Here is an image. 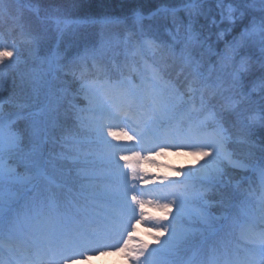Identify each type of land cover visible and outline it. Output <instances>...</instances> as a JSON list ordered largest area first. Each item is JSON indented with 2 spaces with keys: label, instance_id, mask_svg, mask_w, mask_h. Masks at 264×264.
<instances>
[{
  "label": "snow or ice",
  "instance_id": "1",
  "mask_svg": "<svg viewBox=\"0 0 264 264\" xmlns=\"http://www.w3.org/2000/svg\"><path fill=\"white\" fill-rule=\"evenodd\" d=\"M13 2L41 25L50 19L40 0H0V22H11L0 33V264H76L125 250L131 264H264V141L253 139L264 129V0H161L147 16L136 8L133 32L107 61L93 54L91 79L58 55L10 77L27 63L10 37L30 36ZM145 20L155 21L154 38ZM257 90L260 114L242 121ZM234 121L247 129L239 140ZM238 143L251 149L243 158L229 150ZM172 149L207 159L180 169L182 178L140 167ZM246 171L258 173L259 194ZM146 204L163 216H149ZM137 221L153 224L155 245L137 237L130 248Z\"/></svg>",
  "mask_w": 264,
  "mask_h": 264
},
{
  "label": "trees",
  "instance_id": "2",
  "mask_svg": "<svg viewBox=\"0 0 264 264\" xmlns=\"http://www.w3.org/2000/svg\"><path fill=\"white\" fill-rule=\"evenodd\" d=\"M25 1L26 3L37 2V0ZM160 5L161 0H40V6L50 11V19L43 25L40 24L35 13L31 12L26 6L22 7L20 12L22 13V18L26 21V23L24 22L26 32L30 31L35 34V37L38 38L36 47L40 52L45 53V55L48 54L49 57H51L52 53L56 52V55L58 54L61 56L63 60L65 57L69 59L78 57L77 59H79L81 56L85 55V53L95 50L90 47L99 46L104 48V50L100 49V51L103 56V61L106 62L112 50L117 45L115 42L117 41L118 43L122 38L127 37L133 32V25L135 23L133 19V10L142 8L144 14L147 15L150 10ZM210 7L215 8V4L210 5ZM53 9L57 11H52ZM180 15L183 17L185 14L180 13ZM109 19H114L115 21L120 20V26L115 25L116 23H110V21H108ZM93 20L97 21L93 22ZM56 21H62V23L57 24ZM86 21L87 23H85ZM65 22H72L69 23L71 26L67 29H61V24ZM144 23L145 28L152 27L155 21L145 20ZM29 25H31V28H29ZM10 27L11 22H9L7 26L0 22V33L7 32ZM240 30L241 28L239 26L233 27L230 32L226 33L225 39L230 41L232 36L239 35ZM10 38L20 44L24 52V59L27 60L26 64L22 63L20 66L24 65L27 68L36 69L38 64L28 55L29 51L36 49V47L25 43V41L28 40L27 35H21L17 30L12 33ZM224 48L225 45L223 41H221L216 51L221 52ZM100 58L101 57L98 58L97 63L102 62ZM216 60L217 58L213 57V61L215 62ZM225 64L228 65V67L222 69L221 73L224 78L227 79V73L231 71V67L230 62L225 61ZM78 67L87 77H89L93 71V67H83L79 62ZM7 71L11 77L10 74H13V70L9 69ZM80 100L77 101L76 99L75 102L81 107L82 103ZM260 102L261 94L257 90L253 93L251 102L248 103V107L250 108L247 109L245 113L242 110L244 115L241 118L244 120L253 115L259 116ZM238 124L241 125L240 122H238ZM233 125L237 131H240V129L238 130L236 122H234ZM229 128L232 135H234L233 139H238L236 131H234L230 125ZM243 129L247 130L244 124L241 130ZM253 139L259 142L264 141V129L256 128ZM248 172L249 171L245 174ZM52 175L60 181V176L58 177L56 173Z\"/></svg>",
  "mask_w": 264,
  "mask_h": 264
},
{
  "label": "rangeland",
  "instance_id": "3",
  "mask_svg": "<svg viewBox=\"0 0 264 264\" xmlns=\"http://www.w3.org/2000/svg\"><path fill=\"white\" fill-rule=\"evenodd\" d=\"M25 3H26L25 0H21V4H25ZM174 6L179 7L180 5L175 4ZM21 8L22 7H20L19 5H17L16 3L13 2V3H11L9 10L13 16L17 15L18 10H19V14H21V16H22V13L20 12ZM95 21H97V20H93V22H95ZM108 21H110V23L111 22L116 23L115 25L120 26V22H119L120 20L115 21L114 19H109ZM22 22L26 23V21L23 18H22ZM1 23H3V22H1ZM60 23H62V21ZM85 23H87V21ZM57 26H59V25H57ZM70 26L71 25L69 24V22H65L64 24H61V29H67ZM149 28L150 27H146L145 28L146 31H148ZM148 35L150 37H153V38L156 36V34L152 31H148ZM32 36L35 37V34L32 32H30V36L27 35L28 39H30ZM165 38H166V34H165ZM115 44H117V41L115 42ZM30 46H32V45H30ZM35 47H36V45H35ZM90 48H93L95 50H93L89 53H85V55L81 56L79 59H77L78 57H76V58L73 57L71 59H75L82 66H86L90 62H93V59H92L93 54H95L97 56V59L102 56L100 49L104 50L103 47H99V46L93 47L92 46ZM31 51H32L33 55L30 58L33 61H35L36 64H38V67L35 70L37 72H39L41 67H42L41 61L44 58L49 57V55L48 54L45 55V53L40 52L37 47H36V49H32ZM59 57L63 61V58L61 56H59ZM31 69H33V68H27L24 65H22V66L19 65V66L12 68L13 74H10V75H11V77H13V76H16V74L19 72H26V71H29ZM225 72H227V71H225ZM133 79H135V78H133ZM79 87H80V83L78 81L75 84L74 88L79 89ZM76 99H77V101L81 99L80 102L82 103V106L84 108L87 106V102H86V100H84V94L83 93H79L77 95ZM248 106H249L248 103H245L243 105L242 110L244 111V113L246 112L247 109L250 108ZM84 115L86 116L87 113H85ZM241 120H243V118H241ZM233 123L230 126L232 127V129L234 131H236V134H238L237 135L238 139H234V140H239L245 136L247 130H245V129L241 130V128L243 127V123L240 122L241 125H239L238 122H236L238 130L240 129V131H237V129L234 127ZM117 131H119V129H117ZM255 141L257 144L260 143L257 140H255ZM229 150L234 151L241 158H243L244 156H246V154L251 149H250L248 144L238 143V144L230 145ZM136 151H140V150L136 149ZM142 155H143V153H142ZM205 159H207V158L201 157L200 155H197V154H193V150H191V149H184V150L172 149V150L166 151L162 155H156L155 153H153L152 159L151 160H142L140 163V167L143 170L148 171L149 173L157 175V176L167 175L170 178H182L184 173L179 172L180 169L186 170L188 168H193V167L198 168L200 166V164H202L204 162ZM121 163L123 164L124 162L121 161ZM246 172H244L242 174L244 175ZM57 176L59 177L58 174H57ZM248 184H250L253 189H256L257 194H259L260 177H259L258 173H254L253 176L251 174H249V177L247 178L246 186ZM144 210L149 216H163V210L156 208L154 205H147L146 204L144 206ZM172 211L173 212L175 211L174 207H173ZM170 219H171V216H167L165 218V220H170ZM134 223H135V230L132 231V235H133L134 239L130 242V248L134 247L138 243V240L135 239L137 237L141 238L144 241H147L148 244H150V245H155V243H156V241L154 239L155 230H154L153 224L139 222V221L134 222ZM128 251L129 250H125L124 252H116V251L104 252V251H101L98 255L90 254L87 259H78L76 261V264H131V261L129 259L128 254H127Z\"/></svg>",
  "mask_w": 264,
  "mask_h": 264
}]
</instances>
